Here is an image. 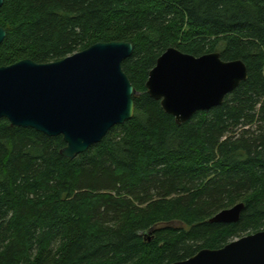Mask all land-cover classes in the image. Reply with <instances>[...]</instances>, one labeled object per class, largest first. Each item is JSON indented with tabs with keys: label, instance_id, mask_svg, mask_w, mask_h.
<instances>
[{
	"label": "trees",
	"instance_id": "trees-1",
	"mask_svg": "<svg viewBox=\"0 0 264 264\" xmlns=\"http://www.w3.org/2000/svg\"><path fill=\"white\" fill-rule=\"evenodd\" d=\"M0 67L127 42L132 120L71 160L0 120V264H172L264 231V0H4ZM243 61L222 106L178 125L146 89L168 49ZM244 204L235 224L211 223Z\"/></svg>",
	"mask_w": 264,
	"mask_h": 264
},
{
	"label": "water",
	"instance_id": "water-1",
	"mask_svg": "<svg viewBox=\"0 0 264 264\" xmlns=\"http://www.w3.org/2000/svg\"><path fill=\"white\" fill-rule=\"evenodd\" d=\"M3 5L0 0V10ZM6 36L0 26V47ZM133 50L127 42L98 43L59 62L23 60L0 67V120L51 138L62 136L66 147L61 154L76 159L111 129L133 119L137 92L123 70ZM248 77L243 61H223L218 52L195 57L170 48L149 73L146 89L182 125L199 112L222 106ZM243 209L244 204H237L210 222L238 223ZM172 264H264V231Z\"/></svg>",
	"mask_w": 264,
	"mask_h": 264
}]
</instances>
